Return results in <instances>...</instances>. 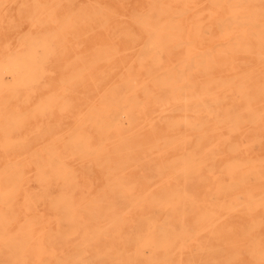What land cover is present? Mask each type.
<instances>
[{"label": "rangeland", "instance_id": "rangeland-1", "mask_svg": "<svg viewBox=\"0 0 264 264\" xmlns=\"http://www.w3.org/2000/svg\"><path fill=\"white\" fill-rule=\"evenodd\" d=\"M262 205L264 0H0V264H264Z\"/></svg>", "mask_w": 264, "mask_h": 264}, {"label": "bare ground", "instance_id": "bare-ground-1", "mask_svg": "<svg viewBox=\"0 0 264 264\" xmlns=\"http://www.w3.org/2000/svg\"><path fill=\"white\" fill-rule=\"evenodd\" d=\"M166 102H167V101H166ZM180 102H181V101H180ZM197 110H198V109H197ZM234 110H235V108H234ZM233 117H234V116H233ZM230 119H231V118H230ZM231 120H232V119H231ZM129 121H130V120H129ZM227 121H228V120H227ZM129 123H130V122H129ZM198 130H199V129H197V131H198ZM163 140H165V139H163ZM161 141H162V140H161ZM219 141H220V140H219ZM158 142H159V141H158ZM155 144H156V143H155ZM235 148H236V149H234V151L237 150V147H235ZM204 150H205V149H204ZM206 150H207V149H206ZM183 158H185V157H183ZM211 159H212V158H211ZM181 160H182V159H181ZM233 160H234V159H233ZM197 161H199V160H197ZM212 161H213V160H212ZM200 162H201V161H200ZM252 162H253V161H252ZM194 163H196V161H195ZM198 163H199V162H198ZM213 163H214V162H212V164H211L212 166L215 165V164L213 165ZM230 163H231V162H230ZM202 164H203V163H202ZM228 164H229V163H228ZM228 164H227V165H228ZM195 165H197V163H196ZM153 166H154V165H153ZM229 166H230V164H229ZM231 166H232V163H231ZM243 166H244V165H243ZM191 167H193V166H191ZM210 167H211V166H210ZM223 167H224V166H223ZM226 167H227L226 169L228 170L229 167H228V166H226ZM233 167H234V165H233ZM233 167H232L231 169H233ZM196 168H197V167H196ZM234 168H235V167H234ZM13 169H14V168H13ZM222 169H223V168L221 167V170H222ZM229 169H230V168H229ZM8 170H10V169L8 168ZM11 170H12V167H11ZM156 171H157V170H156ZM195 171H196V170H195ZM208 171H210V170H208ZM228 171H229V170H228ZM232 171H233V170H232ZM235 171H237V167H236V170H235ZM226 172H227V171H226ZM229 172H231V171H229ZM233 172H234V171H233ZM233 172H232V173H233ZM193 173H194V172H193ZM191 174H192V171H191V173H190L189 175H191ZM196 174H198V173H196ZM187 175H188V174H187ZM192 176H193V175H192ZM183 178H184V177H183ZM190 180H191V179H190ZM232 182H233V180H232ZM217 183H218V182H217ZM13 184H14V186H16L14 182H13ZM13 184H12L11 186H13ZM14 186H13V188H14ZM219 186H221V185H219ZM7 187H8V186H7ZM9 187H10V185H9ZM13 188H12V189H13ZM250 188H251V187H250ZM229 189H230V188H229ZM8 190H9V189H8ZM11 191H12V190H11ZM250 191H251V190H250ZM4 192H5V191H4ZM13 192L15 193L16 191H14V189H13ZM8 193H11V192L8 191ZM248 194H251V192L248 193ZM7 195H8V194H7ZM13 196H14V195H13ZM248 196H249V195H248ZM249 197H250V196H249ZM251 199H254V198H251ZM261 199H262V198H261ZM261 199H259V200H261ZM255 200H257V199H255ZM255 200H254V201H255ZM250 202H251V201H250ZM255 202H258V201H255ZM255 202H254V203H255ZM194 203H195V202H194ZM194 203H193V205H194ZM234 203H235V202H234ZM261 203H262V201H261ZM196 204H197V203H195L194 206H196ZM256 204H257V203H256ZM193 205H191V206H193ZM249 205H252V203L249 204ZM253 205H255V204H253ZM253 205H252V206H253ZM257 205H258V204H257ZM257 205H255V206H257ZM247 206H248V204H247ZM255 206H254V209H255ZM258 206H259V205H258ZM258 206H257V208H259ZM262 206H264V205H262ZM236 208H237V207H236ZM248 209H249V207H248ZM248 209H247V210H248ZM252 209H253V208H252ZM189 210H191V209H189ZM186 211H187V209H186ZM248 211H249V210H248ZM253 211H254V210H253ZM253 211H250V212H253ZM186 213H187V212H186ZM203 220H204V219H203ZM226 229H227V228H226ZM230 229H231V228H230ZM232 229H233V228H232ZM207 241H208V240H207ZM207 241H206V243H207ZM251 241H252V240H251ZM248 245H249V244H248ZM248 245H245L244 247H246V246L248 247ZM251 245H252V244H251ZM245 249H246V248H245ZM248 249H249V248H248ZM246 250H247V249H246ZM249 250H250V249H249ZM247 251H248V250H247ZM239 255H240V253H239ZM240 256H241V255H240ZM253 256H254V255H253ZM247 257H248V256H247ZM229 258H230V257H229ZM231 258H233V257L231 256ZM236 258H237V256H236ZM231 260H232V259H231ZM233 261H234V260H233ZM237 261H238V260H237ZM226 262H227V261H226ZM238 262H239V261H238ZM232 264H233V263H232Z\"/></svg>", "mask_w": 264, "mask_h": 264}]
</instances>
